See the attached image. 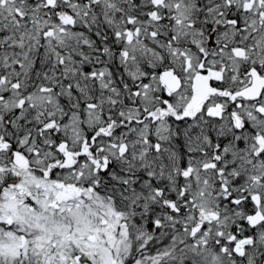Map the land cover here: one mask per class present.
<instances>
[{"label": "snow or ice", "instance_id": "obj_1", "mask_svg": "<svg viewBox=\"0 0 264 264\" xmlns=\"http://www.w3.org/2000/svg\"><path fill=\"white\" fill-rule=\"evenodd\" d=\"M0 264H264V0H0Z\"/></svg>", "mask_w": 264, "mask_h": 264}]
</instances>
